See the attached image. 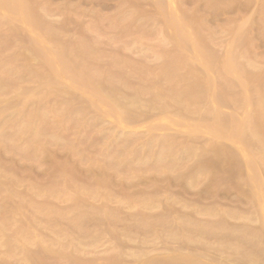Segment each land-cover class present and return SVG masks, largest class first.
<instances>
[{"label":"rangeland","instance_id":"374dc122","mask_svg":"<svg viewBox=\"0 0 264 264\" xmlns=\"http://www.w3.org/2000/svg\"><path fill=\"white\" fill-rule=\"evenodd\" d=\"M0 264H264V0H0Z\"/></svg>","mask_w":264,"mask_h":264},{"label":"bare ground","instance_id":"6f19581e","mask_svg":"<svg viewBox=\"0 0 264 264\" xmlns=\"http://www.w3.org/2000/svg\"><path fill=\"white\" fill-rule=\"evenodd\" d=\"M6 1V0H5ZM8 3V2H7ZM25 18V17H24ZM59 64V63H58Z\"/></svg>","mask_w":264,"mask_h":264}]
</instances>
